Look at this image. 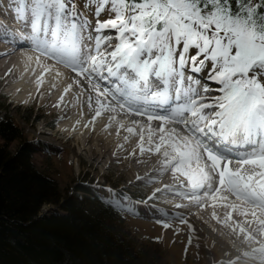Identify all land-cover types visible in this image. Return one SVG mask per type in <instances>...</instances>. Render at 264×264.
Here are the masks:
<instances>
[{
	"label": "snow or ice",
	"instance_id": "1",
	"mask_svg": "<svg viewBox=\"0 0 264 264\" xmlns=\"http://www.w3.org/2000/svg\"><path fill=\"white\" fill-rule=\"evenodd\" d=\"M93 5L94 27L75 0H17L15 12L42 54L87 80L93 120L117 109L146 116L126 129L139 135L140 153L160 154L190 202L228 209L222 223L243 217L229 226L259 246L236 264L257 256L264 264V0H87Z\"/></svg>",
	"mask_w": 264,
	"mask_h": 264
},
{
	"label": "trees",
	"instance_id": "2",
	"mask_svg": "<svg viewBox=\"0 0 264 264\" xmlns=\"http://www.w3.org/2000/svg\"><path fill=\"white\" fill-rule=\"evenodd\" d=\"M40 155L48 158L14 116L0 121V264H162V252L139 247L117 208L78 194L81 183L69 192ZM46 204L65 212H44Z\"/></svg>",
	"mask_w": 264,
	"mask_h": 264
},
{
	"label": "bare ground",
	"instance_id": "3",
	"mask_svg": "<svg viewBox=\"0 0 264 264\" xmlns=\"http://www.w3.org/2000/svg\"><path fill=\"white\" fill-rule=\"evenodd\" d=\"M6 4L12 6L10 7V12H12V14H9L11 23H8L9 20L7 19V27L2 28L10 33L4 37H0V81H4L5 84L10 85L21 77V85L16 92V98L25 101V99H30L32 96L33 99L40 100V112L38 115H45L43 111L45 108L52 109L51 116H53V119L50 123L59 119L57 109L60 106L63 107V110H60L61 116L65 115L67 110L75 108L78 104H81L85 112L87 109L95 110L97 108L95 104L96 93L91 90L88 82L72 71L70 72L71 75L68 76L65 69L57 64L51 57L42 55L44 60L40 56L39 60H37L38 56L33 53L34 51L29 48L30 46L20 37V35L27 36L28 33L23 29H31L30 23L17 16L15 12L17 0L7 1ZM82 12L88 19L95 17V12L93 14H90L89 10L88 14L84 13V11ZM4 13H8V11L4 10ZM103 16H105V14H102L101 18ZM12 29H16L15 34H11ZM45 69L48 70L45 71ZM22 70L24 71L22 72ZM77 81L79 82L77 83ZM43 82L44 84H42ZM202 83L214 85L215 82L202 81ZM69 85H71V87L76 86V91L74 93L69 89ZM66 89L70 91L65 93L67 92L65 91ZM59 90L64 93L59 92ZM57 91L62 95L56 96ZM61 97H63L62 101ZM89 97H92L91 106L89 105ZM117 110L120 114L119 117H116L115 121L101 119L104 120V122H99V117L93 120L94 113L86 116L85 120L81 114L75 115L71 119L70 125H64L60 129H57L55 135L60 138L64 137L67 141L75 139L78 144H85L86 148L83 147L82 151H90V155L88 153L86 157H89L87 159L91 160V163L94 165L104 163L111 170L114 163L121 162L122 160L124 166L121 168V176L125 173L124 170H130V167H132L134 180H140L146 183L147 186L153 190L151 194L152 197L146 200L152 202L147 203L145 206L136 207L134 210L136 214L141 217L150 220L158 214L166 216L172 214L174 217L178 215L183 216L181 218L187 220L188 223H181V221L180 223L176 222L174 233L176 232V234H179L185 229L191 231L194 233L195 241L198 246L201 248L202 244V249H208L211 253L222 250V248L217 250L218 246L212 245L214 242L213 239L219 236L223 237L227 243H233V247L237 249V253H239L237 255L240 257H243L244 252H250L253 247L259 246L258 244H249L245 241L244 235L239 232L238 227H235V230H233V227L229 226H235L237 222L243 223L244 218L240 217L238 213L233 212L232 220L229 221V224H225L221 221H223L228 209L219 206V204L216 207L209 206L211 204L210 201L206 202L204 207H201L186 199L181 193L188 192L189 189L181 184L183 177L178 179L173 175L170 169L166 171L162 170V157L160 154L155 152L149 153L147 151L141 154L137 147L139 135L130 134L126 130L127 127L133 126L132 121H139V118H147L138 116L135 113H126L120 109ZM106 116H115V113L111 115L106 112ZM121 118L123 119L121 120ZM120 122L125 124L124 128L119 127ZM140 124L146 125L144 122H140ZM152 127L157 128L159 125L156 121H153ZM174 127L179 131H183L179 125H174ZM82 128L89 131V135L85 136L84 140L79 135L80 133L78 134L76 131V129L81 130ZM110 129H112V131H109ZM136 131L137 133L140 132L139 127H137ZM126 136L128 137L127 140H125ZM145 137V144H147V129H145ZM91 141L92 145H90V148H87V145ZM124 158H126V160ZM157 189H159V191H157ZM156 200H160L159 202L164 201L166 204H157ZM155 205H159L161 208H156ZM177 205H181V207H177ZM171 211H174V213ZM214 211L216 215L220 217L219 220L212 215ZM244 226L246 228L248 227L247 224ZM251 227L255 228L256 225L252 224ZM151 228L152 225L148 224L145 230L147 231ZM208 235H211V237H207ZM177 236L179 237V235H174L171 240H177ZM230 238H233L234 241L231 242L229 240ZM207 239L208 241L206 242ZM257 239L260 240L261 238L257 236ZM171 242L173 243V241ZM210 245L213 248L210 247ZM177 247V243H174L173 248L175 254ZM217 255L218 259L220 254L217 253ZM237 257L230 259L232 264H236ZM243 259L249 262H245V264H259L258 256L255 258L247 257Z\"/></svg>",
	"mask_w": 264,
	"mask_h": 264
},
{
	"label": "rangeland",
	"instance_id": "4",
	"mask_svg": "<svg viewBox=\"0 0 264 264\" xmlns=\"http://www.w3.org/2000/svg\"><path fill=\"white\" fill-rule=\"evenodd\" d=\"M78 1L80 4L87 3V0H82V3L80 0H75L76 5H78ZM82 9L83 10H79L84 11L86 14H88V10L90 11V14L95 12V6L93 9H91L86 5L82 7ZM108 18L110 17L107 13H105V16H103L101 19L106 20ZM94 22L96 23V19ZM69 75L71 74H68V76ZM18 81L21 82V77L12 82L11 85H5L4 81H0V121L8 114L16 118L18 126L26 133L28 139L36 143L35 148L38 151H43L48 154V158L46 160H43V156L40 155L38 157V161L41 163L44 162L45 164L48 163V161L50 162L48 164L49 171L54 178L60 181L64 187H70L69 191L72 190L71 187L73 188L77 182H81L83 185L89 186L92 189L100 192L104 191V188L101 189L99 184H102H97L98 182L103 181L105 184L109 185L113 183L117 184L115 186L113 185L115 191H121L122 193L125 190V192H123L125 197L123 198L122 203L129 207L131 205V201L135 198H138L140 194L142 195V198L139 199L141 202L145 201L146 204L152 202L145 200V198H147L146 193L151 192L152 194V188L140 180H134L135 178L132 173V167H130V170H124L125 173H123L122 176L120 175L122 170L121 168L124 166L122 160L121 162L119 161L114 163L111 170L104 163H98L94 165L91 163V160L87 159L89 157H86L88 153L90 155V151H82L83 147L86 148L85 144H78L75 139L67 141L66 138H60L59 136L55 135V131L57 129H60L64 125H70L71 119L73 116H75L74 114L72 115L70 113V110L76 111V115H80V113L84 112V115L82 116L84 120L86 116L92 113L95 114V110L87 109L85 112L81 104H78L75 108L67 110L66 114L61 116L60 110L62 111L63 107L60 106L57 109L59 119H56L54 122L50 123V121L53 119V116H51L52 109L45 108L43 110L45 115H38L40 112V100L32 98L33 101L29 102V99H25V101H23L22 99L18 100L16 98V92L21 85L20 83H17ZM13 83H17L13 87L15 90L14 97L10 95V87ZM75 88L76 86L70 87L72 93L76 91ZM69 91L65 93H68ZM59 92L64 93L60 90ZM59 92L57 91L56 96L62 95ZM21 102L23 103L18 104ZM106 112L110 113L111 115L114 113L109 111L102 112L98 119L99 122H104V120L101 119H109V117L106 116ZM116 113H118L119 117L120 113L118 110ZM65 119L70 121H65ZM140 122H144L145 124L148 123L147 119H142ZM153 128L155 129V127ZM76 131L78 134L80 133L79 135L81 138H83V140L85 139V136L89 135V131L84 130V128L81 130L76 129ZM109 131H112V129ZM90 145H92V141L87 145V148H90ZM124 159L126 160V158ZM115 191L112 190L110 192H105V195L115 197ZM139 192H143V194ZM159 203H162L163 205L166 204L164 201ZM54 207L58 209V206L56 205L54 206L46 204L43 207V211L45 212L47 210H52ZM122 207L124 210L123 215L126 219V226L129 230H131L132 234L137 237L139 246H149L154 252L161 251L163 256L162 264H229L230 259L236 258L238 256L237 254H239L237 253V249L233 247V243H227L226 240H224V238L221 236L218 238L215 237L213 239L214 242L212 245H217V250L220 248H222V250L211 253L208 249H202V244L201 248L198 246L195 241L194 233L191 231L185 229L179 234H176V232L174 233L176 222L180 223L182 219L181 217L183 216L178 215L177 217H174L172 214L167 216L160 214L156 216V218L153 217V219L149 220L145 217H136L130 209L125 206ZM155 207L158 208L159 206L156 205ZM61 212L65 211L61 209ZM171 212L174 213V211ZM148 224H151L152 228L146 231L145 229L147 228ZM165 224L170 225V227H165ZM174 235H179V237L177 236V240H171ZM207 237H211V235H208ZM229 240L231 242L234 241L233 238H230ZM171 241H173V243ZM174 243H177L178 246L176 254L173 248ZM210 247L212 246L210 245ZM217 253L220 254L218 259Z\"/></svg>",
	"mask_w": 264,
	"mask_h": 264
}]
</instances>
